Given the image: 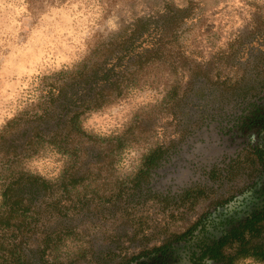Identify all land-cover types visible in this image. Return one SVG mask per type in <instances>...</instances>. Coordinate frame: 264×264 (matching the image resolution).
Wrapping results in <instances>:
<instances>
[{
  "label": "rangeland",
  "instance_id": "374dc122",
  "mask_svg": "<svg viewBox=\"0 0 264 264\" xmlns=\"http://www.w3.org/2000/svg\"><path fill=\"white\" fill-rule=\"evenodd\" d=\"M170 3L193 6L177 32L184 58L149 65L122 95L83 114L84 130L113 139L115 150L81 162L84 182L64 198L60 218L69 231L43 264H116L174 239L242 183L244 166L225 175L217 166L210 178L206 166L180 153L207 123L223 121L264 86V37L255 31L264 27V0H0V129L34 106L43 77L73 70L136 18H155ZM38 28L46 30L34 35ZM240 153L236 162L243 163L247 152ZM72 164L46 145L20 167L56 180ZM260 225L258 236L245 234L247 247L264 242ZM238 248L230 245L233 264L255 257L237 256Z\"/></svg>",
  "mask_w": 264,
  "mask_h": 264
},
{
  "label": "trees",
  "instance_id": "16d2710c",
  "mask_svg": "<svg viewBox=\"0 0 264 264\" xmlns=\"http://www.w3.org/2000/svg\"><path fill=\"white\" fill-rule=\"evenodd\" d=\"M192 12L191 3L183 7L170 3L155 18H136L127 29L95 48L92 57L81 65L43 77L34 106L2 126L0 264H43L46 252L58 249L69 231L60 219L67 209L64 198L78 192L84 182L81 162L99 161V154L115 150L113 139L84 130L81 117L122 95L149 65L184 58L177 47V32ZM262 28L259 23L255 31L264 37ZM116 144L118 148L121 143L116 140ZM46 145L73 161L56 180L20 167L22 160ZM161 152L157 148L145 157L144 170L136 176L137 185ZM75 197L74 201H80L79 194ZM51 218L55 220L53 227ZM248 243L240 242L237 256L253 255L264 261V246L247 247Z\"/></svg>",
  "mask_w": 264,
  "mask_h": 264
},
{
  "label": "flooded vegetation",
  "instance_id": "af4514ba",
  "mask_svg": "<svg viewBox=\"0 0 264 264\" xmlns=\"http://www.w3.org/2000/svg\"><path fill=\"white\" fill-rule=\"evenodd\" d=\"M261 86L223 121L207 123L191 142L192 146L180 153L192 166H206V173L212 174L210 178L220 170L217 166L223 167L224 175L237 172V166L245 167L242 183L198 215L190 228L174 239L142 249L116 264H233L230 245L236 242L239 246L242 240L246 241V233L253 236L261 232L260 223L264 222V86ZM242 150L248 158L243 163L236 162ZM254 245L264 246V242Z\"/></svg>",
  "mask_w": 264,
  "mask_h": 264
},
{
  "label": "clouds",
  "instance_id": "9594fccd",
  "mask_svg": "<svg viewBox=\"0 0 264 264\" xmlns=\"http://www.w3.org/2000/svg\"><path fill=\"white\" fill-rule=\"evenodd\" d=\"M46 29H40V28H38L37 30H36V32H34V35L35 34H39L40 32H42V31H45ZM237 264H260V262H258L256 259H255V257H251V256H249V257H243V258H241L238 262H237Z\"/></svg>",
  "mask_w": 264,
  "mask_h": 264
}]
</instances>
